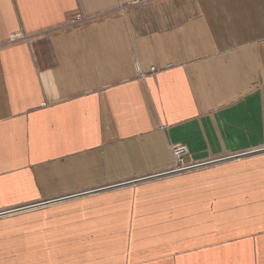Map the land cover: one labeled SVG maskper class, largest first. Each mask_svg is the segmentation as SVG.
I'll list each match as a JSON object with an SVG mask.
<instances>
[{
  "label": "crops",
  "instance_id": "1",
  "mask_svg": "<svg viewBox=\"0 0 264 264\" xmlns=\"http://www.w3.org/2000/svg\"><path fill=\"white\" fill-rule=\"evenodd\" d=\"M175 145L264 148V0H0V264H264V151Z\"/></svg>",
  "mask_w": 264,
  "mask_h": 264
},
{
  "label": "built area",
  "instance_id": "2",
  "mask_svg": "<svg viewBox=\"0 0 264 264\" xmlns=\"http://www.w3.org/2000/svg\"><path fill=\"white\" fill-rule=\"evenodd\" d=\"M158 70L159 69H157L156 67H152L150 69V72L155 73ZM141 75L145 76V73H142ZM172 152L175 155L174 165H173V167L171 169H169L168 171L164 172L165 173L164 175L179 174V173L191 171V170H194V169L202 168V167H205L207 165V164H204L206 162L195 163V162H192V161L185 160L184 155L187 152H186L185 147L182 146V145L173 146ZM146 179H148V178L147 177H142V178H139V179H135L134 182L143 181V180H146Z\"/></svg>",
  "mask_w": 264,
  "mask_h": 264
},
{
  "label": "water",
  "instance_id": "3",
  "mask_svg": "<svg viewBox=\"0 0 264 264\" xmlns=\"http://www.w3.org/2000/svg\"><path fill=\"white\" fill-rule=\"evenodd\" d=\"M261 151H264V148L263 149H258V150H255V151H250V152H247V153H240V154H236V155H232V156H229V157H225V158H222V159H216V160H213V161H208L204 164H214V163H217V162H220V161H223V160H228V159H232V158H239L240 156H243V155H249V154H254V153H257V152H261ZM165 173H161L159 175H155V176H150V177H147L148 179H151L153 177H156V176H161V175H164ZM132 181H128L127 183H130ZM123 184H126L125 183H120L118 185H113V186H119V185H123ZM113 186H108V187H102V188H99V189H94L92 191H97V190H102V189H105V188H109V187H113ZM92 191H88V192H92ZM88 192H84V193H76V194H72V195H68V196H64L62 198H58V199H54V200H51V201H47V202H52V201H57V200H62V199H66V198H70V197H75V196H79V195H82V194H85V193H88ZM45 203V202H43ZM47 204V203H46ZM18 209V208H17ZM17 209H11V210H8V211H13L16 210L18 211ZM6 212V211H5ZM10 212V213H11ZM3 213V212H1Z\"/></svg>",
  "mask_w": 264,
  "mask_h": 264
},
{
  "label": "rangeland",
  "instance_id": "4",
  "mask_svg": "<svg viewBox=\"0 0 264 264\" xmlns=\"http://www.w3.org/2000/svg\"><path fill=\"white\" fill-rule=\"evenodd\" d=\"M202 168H203V167H202ZM198 169L201 170V168H198ZM198 169H194V170H191V171H198ZM44 201H46V200L38 201V202H44ZM47 201H51V200L49 199V200H47ZM194 218H195V217L192 216V217L190 218V220H192V219H194ZM71 226H78V227L81 226V225L75 223V216H74V215H72L71 217H68V218H66V219L64 220V227H63V230H64V231H69ZM131 226H132V225H130V228H131V230H132V227H131Z\"/></svg>",
  "mask_w": 264,
  "mask_h": 264
},
{
  "label": "bare ground",
  "instance_id": "5",
  "mask_svg": "<svg viewBox=\"0 0 264 264\" xmlns=\"http://www.w3.org/2000/svg\"><path fill=\"white\" fill-rule=\"evenodd\" d=\"M45 203H51V202H45Z\"/></svg>",
  "mask_w": 264,
  "mask_h": 264
}]
</instances>
